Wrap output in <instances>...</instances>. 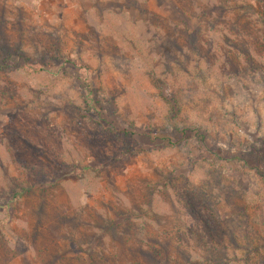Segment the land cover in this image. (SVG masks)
Listing matches in <instances>:
<instances>
[{"label": "rangeland", "instance_id": "obj_1", "mask_svg": "<svg viewBox=\"0 0 264 264\" xmlns=\"http://www.w3.org/2000/svg\"><path fill=\"white\" fill-rule=\"evenodd\" d=\"M263 20L0 0V60L26 57L0 69V264H264Z\"/></svg>", "mask_w": 264, "mask_h": 264}, {"label": "trees", "instance_id": "obj_2", "mask_svg": "<svg viewBox=\"0 0 264 264\" xmlns=\"http://www.w3.org/2000/svg\"><path fill=\"white\" fill-rule=\"evenodd\" d=\"M264 22V20H263ZM3 58L0 60V69H5L12 66H17L19 64V59H26L24 52L22 51V46H16L12 48H3ZM16 59V63L12 62L13 59ZM168 93V92H167ZM170 98L168 99L169 110H168V117L170 122H173L179 114H181L182 106L180 105L178 98L175 94L168 93ZM204 136V135H203ZM256 150V149H255ZM263 154H261L262 156ZM20 195L19 191H14L13 195L11 196L12 199L18 198Z\"/></svg>", "mask_w": 264, "mask_h": 264}]
</instances>
